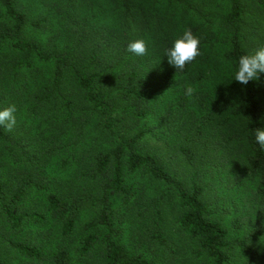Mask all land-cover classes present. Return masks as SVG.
Here are the masks:
<instances>
[{"label": "trees", "instance_id": "16d2710c", "mask_svg": "<svg viewBox=\"0 0 264 264\" xmlns=\"http://www.w3.org/2000/svg\"><path fill=\"white\" fill-rule=\"evenodd\" d=\"M109 1L119 4L114 13L120 26L112 30L108 38L112 42L106 44L107 39L100 40L101 33L94 32L91 16L81 17V10L78 15L71 12L74 7L53 6L52 12L34 19L18 0H0V110L15 104L18 111L25 108L27 117L38 121V130L31 123L25 130L18 129L19 133L0 126L1 214L16 231L28 221L45 222L51 213L62 222V234L72 236L77 232L84 203L91 201L100 211L81 226L84 234L78 252L83 257H95L97 264H170L183 255L192 264H235L238 254L250 260L248 264H264V216L254 221L234 217L231 223L237 233H231L217 217L218 209L209 199L196 166L200 147L217 150L223 143L229 147L227 156L245 152L249 179L255 183V197L264 210V150L255 141V130L264 129V73L246 85L234 79L240 56L264 46V40L259 45L250 44L248 34L252 16L264 22V0H219L226 6L221 16L205 9L217 0H205V4L154 0L156 5L166 2L169 8H192L198 19L191 30L201 38V54L183 71L171 66L165 55V50L183 35L176 29L179 24L169 32L171 37L154 49L163 58L159 64L161 77L176 76L183 89L188 85L195 89L194 103L199 112L188 113L184 100L181 114L171 104L165 117L178 118L179 130H175L181 135L176 151L193 168L189 180L177 175L168 161L144 148L142 142L149 130L145 125L131 132L119 127L125 120L138 123L148 118L152 78L142 56L127 51L131 38L127 32L145 17L137 12L138 0ZM52 14L69 19V30L64 31L69 32V44H46L28 35L30 28L40 30L51 24ZM149 53L152 50L148 47L146 55ZM210 61L211 68L207 67ZM219 69L230 71L221 89L217 86L221 102L235 96L236 114L242 118L241 127H233L229 133L207 128L214 121V116L207 113V100L212 99L207 82ZM112 72L116 76L110 82L107 79ZM229 120L226 116L218 122L225 125ZM91 124L102 147L90 148L82 156L79 149L72 150L69 156L78 168L75 181L91 180L96 184L95 193L52 190L47 176L41 174V166L72 140L69 128L76 127L81 137ZM70 158L64 159L65 167ZM149 185L155 187V194L149 195ZM42 190L47 191L46 207L27 206L29 196ZM170 214L175 215L178 240L166 227ZM127 217L132 226L125 221ZM128 233L139 236L151 256L133 252L124 242ZM10 242L29 259L45 258L44 250L36 244L15 238ZM0 264L10 263L0 258ZM51 264H74L70 250L59 247Z\"/></svg>", "mask_w": 264, "mask_h": 264}, {"label": "rangeland", "instance_id": "374dc122", "mask_svg": "<svg viewBox=\"0 0 264 264\" xmlns=\"http://www.w3.org/2000/svg\"><path fill=\"white\" fill-rule=\"evenodd\" d=\"M19 4L26 9L32 17L40 18L43 13L52 12V7L67 8L71 12L81 10V17L91 16V26L95 33H101L100 40L107 39L106 44L112 42L110 37L112 30L120 26V19L114 13L119 4L118 2H111L109 0H18ZM201 4L207 3L205 0H196L195 2ZM205 1V2H204ZM166 2L157 5L154 0H138L137 12L139 15L145 17L139 18L137 23L130 28L127 32L131 36L130 42L143 38L148 42L149 49L152 53L142 56L143 65L152 78L151 97L148 100L147 106L149 109L148 118L138 123L134 121H124L120 127L122 131H134L138 125H145L149 130L146 134L142 145L145 149L155 153L160 159L168 161L171 169L184 180H189L193 168L190 166L183 156L176 151V144L178 143L179 132H176L175 127L179 130L178 118H166V113L174 104L172 109L179 113L182 109L181 102L186 100V111L193 113L195 110L198 112L200 108L194 103L195 91L191 97L187 96L186 90L183 89L182 83L174 76L171 78H164L159 75L161 70L159 64L163 62V58L154 50L159 49L161 42L166 38H170L169 32L173 26L179 24L176 28L178 32L184 33L187 29L196 25L198 19L194 17V11L187 6H177L169 8ZM207 10L210 14L221 16L225 10V5L222 1L217 0L215 4H207ZM222 10V11H221ZM58 13V12H57ZM206 14V12H202ZM53 15V14H52ZM176 15V21L174 16ZM78 18V17H76ZM249 25L252 29H248L250 44L259 45L264 40V22L260 17H251ZM69 19L56 14L53 15L52 23L44 29L36 30L30 28L28 35H33L39 38L46 44H69L71 42L69 32ZM184 26V27H182ZM125 38V37H124ZM161 50V49H160ZM152 56H151V55ZM108 56V54H106ZM105 56V57H106ZM135 56V55H133ZM148 56V57H147ZM213 62H209L207 67L211 68ZM212 69H210L211 71ZM213 72V78L208 80L207 89L211 93L212 99L207 100L208 108L207 113L213 117L212 123L207 126L208 129L218 132L229 133L233 127H241V116L236 114L237 106L235 103V96L230 95L229 102H221V93L218 91L217 86L221 89V83L224 82V76L229 77L230 71L223 70L222 72ZM115 72H112L108 79L112 82L115 78ZM146 76V75H144ZM210 107V110H209ZM27 111L23 108L21 111L16 112V125L14 130L16 133L18 129H26V127L35 123L36 128L38 121L31 119L26 115ZM206 113V111H205ZM181 114V113H179ZM229 117L228 124L222 125L218 122L220 118ZM33 127V129H36ZM69 128V127H68ZM69 138L67 145L63 144L60 152L51 155L48 162L41 166V174L48 178V185L54 191L92 194L96 191V184L90 181H75V175L78 172L76 163L70 158L69 154L72 150H78V154L82 156L88 149H96L94 147H102L101 141L97 139V131L93 129V124L86 126L85 133L81 136L76 127L69 128ZM23 130V132H24ZM38 130V128H37ZM66 145V146H65ZM227 145L221 143L219 149L214 150L210 148L200 147L196 160V166L199 171L201 181L206 184L209 194V199L213 205L218 209L217 217L222 220L231 233H237L233 230L232 219L234 217H246L250 221L258 220L264 216V210L258 204L255 197V183L249 179L250 168L248 163L245 162V152H234L235 156H227ZM21 153V152H20ZM65 158H70V163L67 167L64 166L63 161ZM77 161V160H76ZM149 195L155 194V187L149 185L147 187ZM46 194L47 191L42 190L38 193L31 194L26 201V205L32 208L46 207ZM66 194V193H64ZM100 211L98 205H94L91 201H86L81 211V217L78 224L76 234L72 236H64L61 232L62 222L53 214H48L45 222L39 224L35 222H26L25 225L16 231H12L6 219L0 212V258L10 264H51L52 255L59 247L64 246L68 248L72 255L74 264H97L95 257H83L78 252L79 239L84 234L82 225L97 215ZM129 226H132L128 217L126 220ZM138 227V225H137ZM166 227L170 228L172 235L175 239H179V234L175 225V215L168 216ZM12 238L18 239L23 242H31L40 246L45 252L43 260H33L21 255L11 244ZM125 244L135 253H142L143 255H150L143 243L140 241L139 236L132 237L128 233L124 239ZM98 257V256H97ZM183 255L175 259L170 264H192L188 260H184ZM248 260L244 255L238 254L235 264H248ZM198 264H200L198 262Z\"/></svg>", "mask_w": 264, "mask_h": 264}, {"label": "clouds", "instance_id": "9594fccd", "mask_svg": "<svg viewBox=\"0 0 264 264\" xmlns=\"http://www.w3.org/2000/svg\"><path fill=\"white\" fill-rule=\"evenodd\" d=\"M200 43L201 38L195 35L191 28L187 29L183 35L174 40L170 48L165 50L168 63L174 66L177 71H183L187 64H190L201 54ZM127 51L136 56H144L148 52V42L143 38L132 41L128 43ZM260 73H264V46L257 49L255 53L240 56L234 79L246 85L250 80H259ZM194 91L195 89L188 85L185 94L191 97ZM16 112L15 104L0 110V126L4 127L5 131L11 132L14 129L17 122ZM255 141L260 149L264 150V129L255 130Z\"/></svg>", "mask_w": 264, "mask_h": 264}]
</instances>
